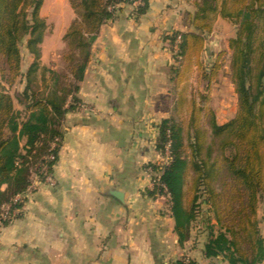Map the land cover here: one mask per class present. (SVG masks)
Returning <instances> with one entry per match:
<instances>
[{"label":"crops","instance_id":"obj_1","mask_svg":"<svg viewBox=\"0 0 264 264\" xmlns=\"http://www.w3.org/2000/svg\"><path fill=\"white\" fill-rule=\"evenodd\" d=\"M147 1L141 15L135 0L117 4L99 27L77 92L91 110L65 112L53 182L37 181L18 215L0 222V264H228L220 254L205 256V221H194L180 245L169 200L146 193L147 165L160 158L159 123L188 113L196 68L193 59L180 65L166 38L189 30L185 14L194 8ZM256 218L264 241V199Z\"/></svg>","mask_w":264,"mask_h":264},{"label":"trees","instance_id":"obj_2","mask_svg":"<svg viewBox=\"0 0 264 264\" xmlns=\"http://www.w3.org/2000/svg\"><path fill=\"white\" fill-rule=\"evenodd\" d=\"M43 1L0 0V60L7 64L12 78L19 71V45L23 40L26 39L29 53L39 54L38 44L45 29V22L39 16ZM69 1L75 16L63 35L67 47L63 55L68 63L67 80L61 82V75L49 69L52 83L47 91L38 92L32 84L35 64H31L23 92L29 98L25 104L28 116L22 121L12 109L11 97L1 90L0 84L2 223L18 215L24 198L10 204L3 217L4 205L11 203L15 195L22 194L34 177L45 181L47 175H52L62 137V120L65 112L75 109L79 103V83L99 27L114 17L117 4H131L134 0ZM193 5L194 11L186 13L189 30L173 31L166 38L173 45L179 35L175 59L189 62L193 59L196 67L203 69L200 56L205 49V34L212 29L211 16L218 13L237 25L235 36L229 39L236 113L219 124L209 111L208 125H205L200 114L206 108L196 106L195 98L191 99L187 122L191 130L188 158L183 154L181 127L173 117H167L159 123L155 147L164 153L169 144L168 162L147 166L158 171V181L169 194V209L180 245L189 238L191 222L206 206L211 216L208 214L206 218L205 256L220 254L228 264H260L264 260V241L258 229L256 210L258 202L264 199V0H193ZM147 7L148 1L141 0L134 6V14H143ZM216 69L215 65L211 74L203 76L210 81ZM56 138L57 146L51 148ZM50 155L53 158H48ZM189 170L192 176L186 188L185 175ZM146 193L155 197L163 193V188L156 184L146 189ZM171 264L195 262L181 258Z\"/></svg>","mask_w":264,"mask_h":264},{"label":"rangeland","instance_id":"obj_3","mask_svg":"<svg viewBox=\"0 0 264 264\" xmlns=\"http://www.w3.org/2000/svg\"><path fill=\"white\" fill-rule=\"evenodd\" d=\"M187 6L194 8L193 0H186ZM72 7L69 0H44L43 5L39 10V16L45 22L44 35L41 42L38 44L39 54L34 56L29 53L25 40L19 45L20 63L18 74L12 78V73L7 69V64L0 60V84L1 90L8 94L12 99V109L18 113L19 120H25L28 116V111L25 104L29 101L23 94L26 88V73L31 68V64H35L32 71V84L38 92H45L49 89L52 80L49 71L53 70L61 75L60 81L65 82L68 74V63L63 57L67 51L66 43L61 38L59 30L65 27L66 22L69 20V11L72 12ZM70 12V14H71ZM74 12V11H73ZM186 15V14H185ZM186 17V16H185ZM212 29L209 33L205 34V49L201 53L200 60L203 65L202 68H194L190 74L193 76V82L190 83L192 98L196 100V106H203L206 108L201 112V120L205 125H208V112L212 111L216 122H224L233 118L237 108V96L234 91V84L232 81L231 70V49L229 47V39L236 34L237 25L227 18L221 17L218 13L211 16ZM187 23V18L186 22ZM57 33H55V30ZM175 49V48H174ZM177 52V49H176ZM175 52V53H176ZM181 64L182 60H178ZM217 66L214 75L210 81L203 76L204 74H211L213 66ZM204 72V73H203ZM30 76V78H31ZM190 103L188 105V108ZM202 107V108H203ZM173 117L181 127V133L184 142L183 154L186 158L189 156L188 142L191 130L188 128L189 114L175 115ZM24 144V139L20 141V147ZM156 145V142H155ZM160 153V152H159ZM168 156L160 153L156 164H166ZM151 173V178L158 175V171L148 167ZM192 171H188L185 175V187L187 188L190 183ZM151 184L149 183V186ZM153 185L151 188H153ZM164 195V192L161 194ZM158 196V195H157ZM166 199L169 200L167 196ZM262 200V199H261ZM169 204V203H168ZM206 210V211H205ZM199 216L194 220L199 222L201 219L205 221L208 214L207 207L203 206L199 211ZM191 222L192 223L194 222ZM214 221V218H212ZM198 225V224H197ZM201 224V226H203ZM191 229V228H190Z\"/></svg>","mask_w":264,"mask_h":264},{"label":"built area","instance_id":"obj_4","mask_svg":"<svg viewBox=\"0 0 264 264\" xmlns=\"http://www.w3.org/2000/svg\"><path fill=\"white\" fill-rule=\"evenodd\" d=\"M135 1H136V2H140L141 0H135ZM112 8H113V7H110V9H112ZM179 41H180V36L178 35V36L175 38V40H174V44H173L175 50L177 49V46H178ZM75 108H76L77 110L81 111V112L91 110V107H89V106H87V105H85V104H82V103H78V104L76 105ZM57 142H58V138H56L54 141H52V142H51V148L56 147V146H57ZM168 147H169V144H167V145H166V148H165V154H166L167 156H168V152H169ZM48 158H53V155L48 156ZM167 158H168V157H167ZM44 168H45V166H43V167L41 168V170H43ZM45 181H47V182H49V183H52V182H53V178H52V176H51V175H47V176L45 177ZM36 183H37V180H36V178L34 177V178L31 180L30 184L27 186L26 190H25L22 194L15 195V196L12 198L11 203H8V204H6V205L3 206V208H2V215H1V216H3V217L6 216L7 213H8V211H9V209H10V204L19 201L21 198H24V196H25L26 194H28L29 192H31V191L33 190V188L36 186ZM150 184H151V185H150L151 187H152L153 185L159 184V185L163 188V192H164L165 196H167V197L169 198V194H168V192H167V190H166L165 185L162 184V183H159V181H158V175H157V176H154L153 178H151ZM184 261L187 262L188 259H187V258H184Z\"/></svg>","mask_w":264,"mask_h":264},{"label":"water","instance_id":"obj_5","mask_svg":"<svg viewBox=\"0 0 264 264\" xmlns=\"http://www.w3.org/2000/svg\"><path fill=\"white\" fill-rule=\"evenodd\" d=\"M111 194L114 195L115 197H117L118 199H122V193L117 191V190H112Z\"/></svg>","mask_w":264,"mask_h":264}]
</instances>
